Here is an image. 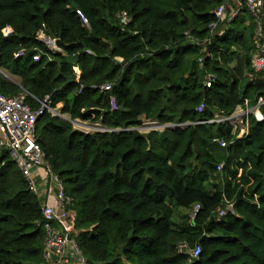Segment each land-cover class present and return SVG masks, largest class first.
<instances>
[{"label": "trees", "instance_id": "trees-1", "mask_svg": "<svg viewBox=\"0 0 264 264\" xmlns=\"http://www.w3.org/2000/svg\"><path fill=\"white\" fill-rule=\"evenodd\" d=\"M224 1L0 0V68L20 79L0 74V92L24 89L34 109L49 97L71 119L46 112L37 137L73 199L86 264H264V119L252 115L241 138L228 122L201 123L264 96V72L251 65L255 18L243 9L210 28ZM41 32L61 51L46 47ZM78 119L122 131L83 132ZM147 120L175 126L135 129ZM42 200L2 149L0 264H51ZM226 201L234 213L218 220ZM178 208L188 210L179 221ZM182 242L199 245V257L180 251Z\"/></svg>", "mask_w": 264, "mask_h": 264}, {"label": "built area", "instance_id": "built-area-1", "mask_svg": "<svg viewBox=\"0 0 264 264\" xmlns=\"http://www.w3.org/2000/svg\"><path fill=\"white\" fill-rule=\"evenodd\" d=\"M246 9L255 18L257 23L255 30V51L251 59V65L256 72H264V0H225L215 9V15L218 20L210 25L211 30L216 28L221 22H232L241 14V11ZM83 22L89 25L88 19L81 13ZM121 22L128 23L129 16L123 12L120 16ZM7 29L4 30L6 32ZM8 34V33H5ZM187 36L192 42H197V38L187 33ZM40 40L51 51H61L57 44V40L45 33L39 34ZM207 37L203 40V44L209 41ZM27 51L22 49L16 55L24 56ZM33 60H40V53L33 54ZM202 61V58L200 59ZM78 70V69H77ZM79 71V70H78ZM0 74L6 79H10L7 71L0 68ZM215 79L213 74H209L205 80L207 87L212 86ZM16 83V82H15ZM16 84L19 85V82ZM112 87L111 84H103L100 89L108 91ZM28 95L33 96L26 90H22L16 95H6L0 92V151L6 148L16 162L19 169L22 171L24 177L29 183L30 190L39 195L42 200V213L45 219L43 225L46 232L44 257L51 264H86V259L80 249L78 242L73 235L74 217L75 213L71 210L73 199L65 192V187L61 178L54 173L52 166L47 159L46 153L38 142L37 137V119L46 112L53 113L65 119H70L68 114L61 113L51 105L49 97L43 100L38 99L40 107L34 109L27 101ZM264 105V96L260 97L257 104L249 107L248 101L245 105H240L231 115L215 114V116L208 120H203L201 123H229L233 126V134L238 129L242 133H237V137H245L249 133V120L253 115L258 121L264 119L261 107ZM116 108L115 103L112 105ZM204 104L198 107L202 111ZM245 108V110L243 109ZM74 127L83 132H111L122 131L121 128L110 129L103 126L100 122H90L83 120L72 121ZM243 125L240 128L236 124ZM185 126L186 123L177 124V126ZM168 126H175L173 124L161 125L157 121L147 120L142 126L135 129H147L145 133L152 130L163 131ZM129 130V129H127ZM239 130V131H240ZM221 146H226L225 140H218ZM223 164L218 166L222 169ZM226 207L218 209L217 219L220 220L228 212L234 213L233 204L226 201ZM200 204L193 207L191 213V220H194L200 210ZM180 251L189 252L193 258H198L200 255V246L197 245L194 249H189L187 243L180 244Z\"/></svg>", "mask_w": 264, "mask_h": 264}, {"label": "rangeland", "instance_id": "rangeland-1", "mask_svg": "<svg viewBox=\"0 0 264 264\" xmlns=\"http://www.w3.org/2000/svg\"><path fill=\"white\" fill-rule=\"evenodd\" d=\"M6 29L7 30H6L5 33L10 32V29H8V28H6ZM17 82H20L19 78L17 79ZM243 109L245 110V108H243ZM90 122H92V121H90ZM236 125L239 126L240 128L244 127L243 125H240V123L236 124ZM146 131H147L146 128L145 129H142V128L140 129V132H142V133H145ZM239 133H242V130H240ZM185 214H188V210H184L183 208L182 209L178 208V214L176 216V220L179 221L180 220L179 216L185 217ZM181 220H182V218H181Z\"/></svg>", "mask_w": 264, "mask_h": 264}, {"label": "crops", "instance_id": "crops-1", "mask_svg": "<svg viewBox=\"0 0 264 264\" xmlns=\"http://www.w3.org/2000/svg\"><path fill=\"white\" fill-rule=\"evenodd\" d=\"M7 74H9L10 75V79H8L9 81H11V82H13V83H17V79L19 78L18 76H16V75H12V74H10L8 71H7Z\"/></svg>", "mask_w": 264, "mask_h": 264}, {"label": "clouds", "instance_id": "clouds-1", "mask_svg": "<svg viewBox=\"0 0 264 264\" xmlns=\"http://www.w3.org/2000/svg\"><path fill=\"white\" fill-rule=\"evenodd\" d=\"M8 29H10L9 27H7ZM10 31H11V29H10ZM5 33V32H4ZM9 33V32H8Z\"/></svg>", "mask_w": 264, "mask_h": 264}]
</instances>
